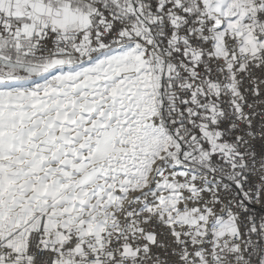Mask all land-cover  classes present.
Wrapping results in <instances>:
<instances>
[{
    "label": "snow or ice",
    "instance_id": "snow-or-ice-1",
    "mask_svg": "<svg viewBox=\"0 0 264 264\" xmlns=\"http://www.w3.org/2000/svg\"><path fill=\"white\" fill-rule=\"evenodd\" d=\"M0 264H264V0H0Z\"/></svg>",
    "mask_w": 264,
    "mask_h": 264
}]
</instances>
